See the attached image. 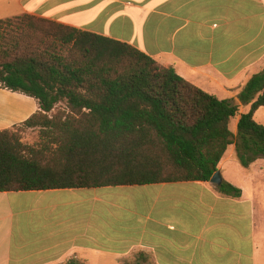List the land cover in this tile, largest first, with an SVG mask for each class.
<instances>
[{"label":"crops","instance_id":"1","mask_svg":"<svg viewBox=\"0 0 264 264\" xmlns=\"http://www.w3.org/2000/svg\"><path fill=\"white\" fill-rule=\"evenodd\" d=\"M38 1L49 12L23 14L130 45L218 100L238 102L264 70V0ZM38 110L35 99L0 88V130ZM221 164L239 198L206 182L0 193V264H264V159L239 180ZM138 187L143 213L116 202L131 194L99 191Z\"/></svg>","mask_w":264,"mask_h":264},{"label":"trees","instance_id":"2","mask_svg":"<svg viewBox=\"0 0 264 264\" xmlns=\"http://www.w3.org/2000/svg\"><path fill=\"white\" fill-rule=\"evenodd\" d=\"M0 88L39 107L0 130V193L209 183L231 145L243 168L264 159V70L218 100L130 45L23 14L0 20ZM21 127L40 129L38 147Z\"/></svg>","mask_w":264,"mask_h":264},{"label":"rangeland","instance_id":"3","mask_svg":"<svg viewBox=\"0 0 264 264\" xmlns=\"http://www.w3.org/2000/svg\"><path fill=\"white\" fill-rule=\"evenodd\" d=\"M30 10L33 11L37 10L38 12H49V5L48 6L42 5L41 2L38 0H0V20L14 18ZM59 106L60 108L63 107L62 105ZM239 114L240 113H238L237 116H239ZM237 116L231 120L229 125L230 130L233 134H235L236 132L235 119H237ZM254 120L257 123L264 125V107L260 108L256 112V114L254 115ZM18 132L20 134L21 142L25 145L38 147V145L42 142L39 128L28 129L25 127H21L18 128ZM221 165H222L221 167L225 170V173L228 174L229 177L233 179H238V180L241 179L242 178L241 172L245 171L244 170L245 168L241 167L235 158L233 145L227 148L226 153L224 154V157L222 159ZM119 189H123V190H119ZM128 189H132V190H128ZM99 191H103V192L117 191L119 193H124L127 195L131 194L132 198L119 197L116 200V202L120 203L124 207H129L131 210L137 209L138 213L139 212L143 213L145 210V197L143 196V194H145V189L142 187L111 188V190L103 189ZM82 193H86V192H82ZM122 218L124 220L127 219L126 215H124ZM130 218H133L134 220H139V217L130 216ZM14 222H15L14 233L16 234L19 231L20 227H22V220L16 218ZM30 225H31L30 226L31 232L30 233L27 232L28 234L34 233V228L37 225L35 218L31 219Z\"/></svg>","mask_w":264,"mask_h":264},{"label":"water","instance_id":"4","mask_svg":"<svg viewBox=\"0 0 264 264\" xmlns=\"http://www.w3.org/2000/svg\"><path fill=\"white\" fill-rule=\"evenodd\" d=\"M222 175L220 173L219 170H217L214 175L211 177L209 183L216 186V187H219L221 184H222Z\"/></svg>","mask_w":264,"mask_h":264}]
</instances>
